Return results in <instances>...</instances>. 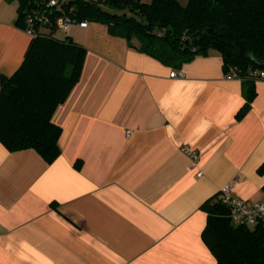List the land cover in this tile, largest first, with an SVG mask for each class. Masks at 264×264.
Instances as JSON below:
<instances>
[{"label": "crops", "instance_id": "1", "mask_svg": "<svg viewBox=\"0 0 264 264\" xmlns=\"http://www.w3.org/2000/svg\"><path fill=\"white\" fill-rule=\"evenodd\" d=\"M16 8L0 0V77L18 70L31 41ZM63 37L86 55L52 117L59 156L47 164L0 145V264H216L201 237L203 203L229 185L264 202V82L238 119L243 88L224 79L216 52L170 79L175 70L104 25ZM183 148L198 155L195 169Z\"/></svg>", "mask_w": 264, "mask_h": 264}, {"label": "trees", "instance_id": "2", "mask_svg": "<svg viewBox=\"0 0 264 264\" xmlns=\"http://www.w3.org/2000/svg\"><path fill=\"white\" fill-rule=\"evenodd\" d=\"M2 1L16 5L18 29L25 32L24 18L34 11L48 24L33 31L18 70L0 77V145L8 153L34 151L47 164L60 154L53 114L79 82L86 55L69 37L57 38L65 34L56 28L62 17L104 25L109 36L175 71L216 52L223 74L233 69L241 79L245 104L238 119L255 98L251 73H264V0H187L185 6L179 0ZM201 211L202 241L216 264H264V223L233 225L219 194Z\"/></svg>", "mask_w": 264, "mask_h": 264}, {"label": "built area", "instance_id": "3", "mask_svg": "<svg viewBox=\"0 0 264 264\" xmlns=\"http://www.w3.org/2000/svg\"><path fill=\"white\" fill-rule=\"evenodd\" d=\"M54 5L55 2H50L49 6L52 7ZM46 24H48V18L42 12L34 11L29 13L24 18L25 33L31 37L35 28L42 27ZM86 25V23L77 24L74 20L63 17L56 21V28L61 32H65L73 26L86 27ZM251 76L254 77L257 82H264V73L255 72L251 73ZM169 78L182 79L183 74L181 71H174L169 75ZM224 79L227 81L241 82L240 77L233 69H228L226 73H224ZM129 136L130 133L126 132V137ZM181 152L187 155L190 160V167L195 169L198 163V155L188 151L186 148H183ZM196 176L200 177L199 174ZM218 194L222 205L228 209L229 219L233 225L254 228L259 223H264V202L246 203L242 201L232 195L231 185L222 188Z\"/></svg>", "mask_w": 264, "mask_h": 264}, {"label": "rangeland", "instance_id": "4", "mask_svg": "<svg viewBox=\"0 0 264 264\" xmlns=\"http://www.w3.org/2000/svg\"><path fill=\"white\" fill-rule=\"evenodd\" d=\"M179 2H180V4H181L182 6H185L186 3H187V0H179ZM61 37H62V33H58V34H57V38H61Z\"/></svg>", "mask_w": 264, "mask_h": 264}, {"label": "water", "instance_id": "5", "mask_svg": "<svg viewBox=\"0 0 264 264\" xmlns=\"http://www.w3.org/2000/svg\"><path fill=\"white\" fill-rule=\"evenodd\" d=\"M62 1H65V0H60L59 3L62 2Z\"/></svg>", "mask_w": 264, "mask_h": 264}]
</instances>
